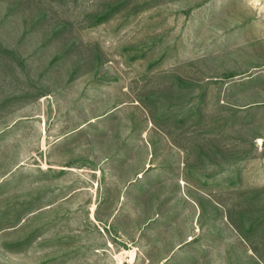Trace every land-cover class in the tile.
Listing matches in <instances>:
<instances>
[{
    "label": "rangeland",
    "instance_id": "374dc122",
    "mask_svg": "<svg viewBox=\"0 0 264 264\" xmlns=\"http://www.w3.org/2000/svg\"><path fill=\"white\" fill-rule=\"evenodd\" d=\"M0 264H264V0H0Z\"/></svg>",
    "mask_w": 264,
    "mask_h": 264
}]
</instances>
